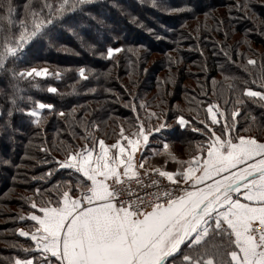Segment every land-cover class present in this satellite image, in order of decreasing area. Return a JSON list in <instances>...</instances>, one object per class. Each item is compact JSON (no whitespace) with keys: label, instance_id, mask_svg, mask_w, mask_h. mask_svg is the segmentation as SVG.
Instances as JSON below:
<instances>
[{"label":"snow or ice","instance_id":"snow-or-ice-1","mask_svg":"<svg viewBox=\"0 0 264 264\" xmlns=\"http://www.w3.org/2000/svg\"><path fill=\"white\" fill-rule=\"evenodd\" d=\"M92 3L94 0H27L23 15L17 18L12 0H0V73L10 74L16 82L15 91L22 90L19 81L27 78L34 81L54 75L60 79L59 71L18 68L17 61L27 45L48 37L68 14L83 12L84 6ZM236 7L246 5L238 3ZM124 51L139 57V49L119 46H108L99 55L115 60V54ZM220 51L228 63L246 60V65L239 67L261 90L218 84L212 78L213 94L229 107L221 108L210 100L204 119H198V110L191 120L182 114L175 117L181 127L198 120L203 127L193 125L192 130L204 139L189 148L184 160L168 152L169 145L164 142L155 154L167 153L177 165L172 170L148 164L143 152L139 160L135 159L142 147L147 150L150 137L168 127L162 122V113L150 111L147 121L137 114L127 129L120 126L111 144L95 134L100 130L95 120L68 114L82 128L79 139L83 144H67L60 149L65 154L55 164L68 170L69 179L44 189L46 195L37 188L39 199L27 198L30 211L16 217L33 223L28 225L29 230L16 229L19 236L32 243L22 246L29 255L15 258L14 264H264V139L240 134L250 130L238 127L241 108L237 106L245 103L244 97L264 101V58L258 65L256 58L236 52L233 60L225 47ZM78 74L80 79H88L84 67ZM224 79L236 77L225 75ZM32 87L39 88L40 84L32 83ZM47 90L57 92L51 86ZM12 102L15 104V99ZM130 106L133 112L138 111L135 103L130 102ZM146 107L143 102L139 104V110ZM42 109L51 111L54 105L36 101L28 114L38 118ZM57 115L63 117L65 113ZM153 117L155 124L151 122ZM40 150L47 151L43 147ZM54 171L50 169L45 175L51 176ZM155 174L159 178H153Z\"/></svg>","mask_w":264,"mask_h":264},{"label":"trees","instance_id":"trees-1","mask_svg":"<svg viewBox=\"0 0 264 264\" xmlns=\"http://www.w3.org/2000/svg\"><path fill=\"white\" fill-rule=\"evenodd\" d=\"M26 2L12 0L17 18L23 15ZM238 3L246 7L238 9ZM84 9L68 14L48 37L27 45L17 61L18 68L59 71L60 79L54 75L34 81L27 78L19 81L22 90L15 91L16 82L10 74L0 73V264H14L15 258L29 255L22 246L32 242L16 232L17 228L29 230L33 223L16 219L30 211L27 198L39 199L37 188L46 195L44 189L69 179L68 170L58 169L55 160L63 159L65 153L60 149L67 144H83L79 139L83 130L72 116L95 120L100 129L95 134L111 144L120 126L127 129L137 114L147 121L150 111L162 113V122L168 127L150 137L143 154L149 164L170 170L177 165L168 154H155L164 142L169 145L168 152L184 160L174 149L182 148L189 155V148L204 139L192 130L193 125L203 127L198 120L181 127L175 117L182 114L191 120L198 110V119H204L210 100L221 108L229 107L213 94L212 78L218 84L261 90L239 67L246 65V60L228 63L220 49L225 47L233 60L236 52L256 58L259 65L264 58V0H94ZM108 46L139 49V57L124 51L115 54V60H108L99 55ZM80 67L85 68L87 80L80 79ZM225 75L236 79L225 81ZM32 83L40 87H32ZM49 86L57 92H48ZM243 99L245 103L237 105L241 108L238 127L249 128L250 133L240 134L264 139V101ZM36 101L52 104L54 109L38 110L40 117H32L28 113ZM130 102L137 105V112L132 111ZM141 102L146 104L145 110H139ZM60 111L65 116L57 115ZM36 119L40 122L34 123ZM151 122L157 121L153 117ZM42 147L47 151H41ZM50 169L55 171L46 176ZM4 230L8 235L1 234Z\"/></svg>","mask_w":264,"mask_h":264},{"label":"rangeland","instance_id":"rangeland-1","mask_svg":"<svg viewBox=\"0 0 264 264\" xmlns=\"http://www.w3.org/2000/svg\"><path fill=\"white\" fill-rule=\"evenodd\" d=\"M174 150H175V152H176V155H178V156L180 157V159H187V158H188V154H187L185 151H183L182 148L176 147ZM186 155H187V158H185ZM148 164H149V163H148ZM148 164H146V167L148 166ZM170 170H172V169H170ZM7 221H8V220H4V219L2 220L3 223H8ZM11 221H12V220H11ZM13 221H15V220H13ZM7 233H8V232H7L6 230H4V231L1 232V234H5V235H8ZM29 245H30V244L28 243V244H27V247H28Z\"/></svg>","mask_w":264,"mask_h":264},{"label":"crops","instance_id":"crops-1","mask_svg":"<svg viewBox=\"0 0 264 264\" xmlns=\"http://www.w3.org/2000/svg\"><path fill=\"white\" fill-rule=\"evenodd\" d=\"M122 143H126V141H122ZM150 143V142H149ZM145 153L146 152V150L142 147L141 148V150L140 151H138L137 153H136V155H135V159L136 160H139L140 158H141V153Z\"/></svg>","mask_w":264,"mask_h":264},{"label":"built area","instance_id":"built-area-1","mask_svg":"<svg viewBox=\"0 0 264 264\" xmlns=\"http://www.w3.org/2000/svg\"><path fill=\"white\" fill-rule=\"evenodd\" d=\"M140 171H141V173H142V172H143V169H141ZM153 178H159V177H158V174L153 175Z\"/></svg>","mask_w":264,"mask_h":264}]
</instances>
